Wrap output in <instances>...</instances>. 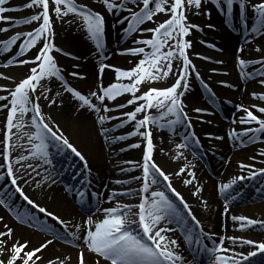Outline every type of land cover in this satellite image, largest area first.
Instances as JSON below:
<instances>
[{"label": "bare ground", "instance_id": "1", "mask_svg": "<svg viewBox=\"0 0 264 264\" xmlns=\"http://www.w3.org/2000/svg\"><path fill=\"white\" fill-rule=\"evenodd\" d=\"M73 2L103 16L104 32L101 37L103 54L96 53L98 48L90 38L83 18L73 13H68L64 18H58L54 23L51 22L50 33L44 34L34 46L21 53L20 46L24 42V34L34 31L42 22L39 20L25 24L23 21L35 15L38 8L36 6L27 8L26 4L29 0H8L5 5L0 6L15 9L4 12L2 15L11 18L12 21H20L19 24L0 23V28L8 29L7 32H0V96H7L10 100V91L20 81L31 75L33 67L39 69L36 58L46 40V43H49L54 50L49 52V55L53 57L55 66L59 69V76H48L40 81L46 83L47 92L38 97V102L34 104L39 105L44 123L56 135L71 141L72 147L85 159L88 173L86 187L82 185L85 174L82 168L77 167L75 171L72 167H67L66 155L63 164L56 167L62 170L61 179L57 181L50 164L40 161L42 157L47 159V154L46 156L34 154V145L39 144L40 141L29 140V137H34L37 132V127L33 124L35 113L32 111L31 104L28 105L29 110L25 115H19L20 144L11 145L7 154L9 161H5L4 148L8 144L5 136L11 132L7 127L10 104L9 100H0V232L7 230L5 225L12 229L11 239L3 237L4 243L0 245V261L4 264H8L12 256L11 248L14 242L27 244L21 252L23 255L24 252L41 248L49 240L52 243L37 252L29 264H33V261L35 264H79L80 253L84 254L85 264H97V261L99 264H111L103 257L88 251L85 243L87 232L94 231L95 225L107 218L106 210L116 208L122 203L120 202L122 199L118 198L119 195L115 191L123 190L117 189L119 185L113 178L121 172L128 173L124 170L141 163L142 156L140 155L138 162L135 153H148L147 141L139 143L133 140L134 132L128 126L125 128L115 126L116 121L112 119L118 114L134 111L125 109L116 114L113 112L118 108L120 100L124 99L125 102L132 100V94L125 92L114 99L105 97L103 101L99 97L103 95L102 90L112 84L127 85L126 82L129 79L117 80L115 70L129 71L139 64L141 56L133 57L126 55V52L131 53L130 50L138 48L146 50L148 45L143 44L142 41L153 39L155 34L151 31L144 33L145 30L154 29L153 23L158 27L160 21H166L164 16L168 14L158 13L151 21H145L135 30H130V16L143 7L139 0H122V5L121 0H113L114 3L121 5L113 10L106 8L104 0H72ZM209 2H202L200 12H193V15L191 13L192 17L186 20L188 24L199 26L198 29H191L190 35L186 36L190 43V47L186 50L190 65L186 77L181 80V87L177 89L180 99L179 110L186 112L187 115L190 114L187 120L188 127L182 117L174 123L163 125L164 116L159 119L150 117L149 123L145 125L151 131L150 137L147 133L146 136L152 143L148 163H155L167 175L171 188L194 209L195 220L198 221V228L193 229L190 224L184 230L183 226H178L181 222L175 214L173 216L165 213L162 221L156 225L155 230L167 229L161 233L166 237L164 243L169 245V249L175 255L182 258L174 264H192L182 249L184 244H190V253L195 257L196 262L203 263V258L208 257L210 258L208 264H218L214 259L215 256H229L242 260L245 255L243 251L247 249L241 246L243 240L255 242V240L264 239V186L258 194H252L247 190L244 194H236L241 188L238 178L247 169V167L241 169V164L254 168V171L248 173L254 181L261 183L264 180V174L260 171L264 169V155H262L264 131H256L259 127H254L251 133L242 137V133H245L247 129L238 128L241 122L237 118L241 108L258 106L251 101L252 98H257L250 90L255 83L252 82L251 71L264 65V27L261 26L260 18L252 8L258 0H244L246 4L244 9L239 7L241 0H234L231 8L227 7L226 0ZM170 3L171 0H167L164 7L167 8ZM150 7L153 5L150 4ZM119 19L122 20L121 23ZM149 24L152 25L147 28ZM227 26L232 28V31L227 30ZM16 34H20L21 39L5 48L4 42L10 41ZM49 37L54 40L53 45L49 42ZM176 60L183 69V61L180 58ZM239 60L246 62L243 68ZM21 61L29 62L22 64ZM3 66H6V69ZM101 67L104 68L103 72H100ZM182 69L179 68L181 71ZM74 73L76 75H73ZM198 77L206 81L202 88L206 89V92L210 93L208 90L210 89L214 93V106L220 110V118L203 112L205 109L203 96L196 91L199 89L195 84V79ZM177 79H180V76L171 74L161 89L172 87ZM59 82H64L66 86H61ZM184 85L187 87L185 88ZM183 87L185 91L182 93ZM69 88L75 89V92L88 99L92 107L84 105L73 96L67 90ZM93 93L95 95H92ZM105 108L110 111H104ZM155 108L137 113L135 121L146 115L150 116ZM197 109L201 111L198 112ZM174 113L166 112V115L168 117ZM101 117H104L103 122ZM39 119L36 117L37 123ZM260 119L264 120V113H261ZM102 124H106L108 128H116L119 140L126 142L123 147H127L129 143L139 147H135L129 153L122 150H105ZM184 127L187 128L185 133L191 134L195 148H200L199 153L212 176L191 162L187 151L180 147L179 137ZM40 131L44 139L50 141V133L42 127ZM54 141L56 144L50 149L53 154L54 147L59 148L57 155L53 154V157L57 158L58 154L62 155L65 150L61 141L56 139ZM248 149L252 151L253 158L245 156L248 154ZM112 155L121 157L122 161L111 162L109 157ZM17 161L20 162L17 163ZM9 162L13 169L12 178H8V170H6ZM128 162L131 164L128 165ZM74 164H76L75 161L72 165ZM80 171L81 174L77 179L70 183V180ZM68 176L71 177L68 178ZM12 179L16 180L15 185L12 184ZM151 181L152 179H149L147 182L150 192L146 200L149 205L153 200L151 193L156 192L157 185ZM224 185L229 187L225 189ZM17 187L21 189L23 196L28 198L27 200H31L39 209H45L48 216L39 218L44 217L48 221L45 230L50 235L49 238L39 229L40 224H34L30 219L34 212L22 201L16 191ZM130 195L128 200L132 202L136 199V194ZM74 202L85 204L86 207L82 210L77 209L78 212H76L75 208H72ZM242 202L246 204L235 207ZM16 205L17 213H15ZM86 212L90 215L85 214ZM242 212L255 214L256 218H246L257 223L247 225L233 219L244 217L240 215ZM53 216L57 219H53ZM127 216L129 219L131 214L128 213ZM89 220L91 224L88 223ZM169 225L178 226V228L174 229ZM221 238H223V247L230 251L212 252V248L220 245ZM229 238L237 240L233 242ZM62 240L65 241V247L59 243ZM171 240H175L176 245H171L169 243ZM235 253L240 255H234ZM15 264H22V261L17 259Z\"/></svg>", "mask_w": 264, "mask_h": 264}, {"label": "snow or ice", "instance_id": "2", "mask_svg": "<svg viewBox=\"0 0 264 264\" xmlns=\"http://www.w3.org/2000/svg\"><path fill=\"white\" fill-rule=\"evenodd\" d=\"M7 2L8 0H0V6L5 5ZM139 2L142 3L143 7L139 12H134L130 16V30H135L138 25L143 24L145 21H151L153 19V16L158 13L168 14L170 18L163 23H160L158 27L147 30L155 34L154 39L142 41L143 44L148 45L150 48H152L153 51L151 53H146L145 58L142 59L135 68L129 71H122L119 69L115 70L117 72V80L121 78H127L129 80H132L133 82L129 85L112 84L107 89H103V95L99 97V99L103 101L105 97H107L108 99H114L116 96L127 92L133 94L134 96V100L128 101L129 104L134 103L137 100L145 101V104L137 106L133 112L125 114L129 120H135L137 113L143 112L146 109H151L153 107L165 109L169 113H174L179 110L180 99L179 95L177 94V89L181 87V80L186 77L187 70L190 65V61L185 52V50L190 47V43L185 41L183 38L190 35L191 29L199 28L198 25H191L186 23L187 18L185 16V4H187V6L189 7L194 5L196 8H199L201 6V0H171V3L167 8L164 7V5L167 3V0H139ZM217 2H219V0H217ZM52 3L56 5L55 13L57 17L66 15L68 13H75L82 16L90 38L96 43L97 48L102 47L101 37L104 32V18L102 15H100L99 13L88 11L86 7L77 8V6L72 3V0H52ZM104 4L108 10H113L122 5V0L121 5L114 3L113 0H104ZM150 4L153 5V7H150ZM233 4L234 0H226V5L228 8H231ZM60 5H64L66 9L65 12L61 11ZM33 6L41 7L42 12L36 15H32L29 19H25L23 23L30 24L32 22L39 21L42 18V24L34 31L24 34L25 39L23 44L20 46L21 53H23L25 49L34 46L44 34L50 33L51 31L49 0H29V3L26 4L27 8H33ZM239 7L241 9H244L246 7L244 0H241ZM252 8L260 18L261 26L264 27V0H258L257 3L252 5ZM14 10L15 9L0 7V23L19 24L20 21H12L11 18L4 17L2 15L4 12ZM7 31V28H0V32ZM20 39V34L12 36L10 41L4 42L5 48H7L9 44H15L16 41ZM169 41H173V43L169 44ZM165 46L169 47L170 50L162 53L161 49H163ZM50 51H52V46L49 43H44L43 48L40 50L39 55L36 58L37 61H40L39 69L33 67L31 69V75L28 78L20 81L16 85V87L10 91V100L7 96H0V100H9L10 104V111L7 117V127L9 131L16 127L17 125L14 124V118L18 113L20 116L25 115L29 110L28 105L31 104L33 105L32 111L35 113L33 124L37 127V132L34 137L30 136L29 140L40 141L39 144L34 145V154L46 156V152H44V136L40 131L42 127L44 130L50 133L54 139L62 141V143L71 148L77 156H80V153L68 143L67 139H64L62 136L56 135V133L53 132L46 123H44L43 117L40 113L39 105L34 104L30 97V93H35L36 87L42 79L52 75L59 76V69L56 68L53 57L49 55ZM130 51L131 54L136 55L144 53L145 50L144 48H138L132 49ZM177 57L182 58L183 69L180 74V79H177L176 83L172 87H169L167 89L150 88L143 95L138 97L135 96V93L139 90L137 86L145 80H155L161 78V72L163 77H167L169 72L171 71V61L173 58ZM162 61L166 65L167 71H164L161 67ZM28 62L29 61H21L22 64ZM238 62L240 63L242 68L246 64L244 60H239ZM103 70L104 68L101 67L100 72H103ZM73 75L76 74L74 73ZM184 86L187 87V85ZM67 90L71 92L72 95L77 99L82 101L84 105L92 107L89 100L86 99L83 95L73 91L71 88ZM92 95H95V93H93ZM253 95L255 96V94ZM45 98L47 99V97ZM260 99H264V96L260 97ZM53 103H55V101H53ZM121 107H124V105H121ZM95 110L99 111V109ZM240 110L246 113V117L241 118V123L255 122L259 125V128L256 129V131H264V120L258 119L255 115H253L252 111L248 110L247 108H241ZM104 111H110V109L105 108ZM196 111L199 112L201 110L197 109ZM258 111L264 113V108H259ZM36 117L40 118L38 123ZM100 119L101 122H103L104 117H101ZM112 119H115V117H113ZM150 119L151 118L146 115L143 119L138 120L136 122L137 129L144 125H147ZM132 134L135 135L136 133ZM147 135L150 137V133H147ZM5 139L7 141H10L11 137L8 136ZM120 139H123V137H120ZM10 147V143L6 144L4 152L8 153ZM132 147H139V145H132ZM151 150L152 143L149 139L148 153L145 155L144 163V176L146 180L147 177L151 175L153 170L158 173L159 176L163 177L164 180H168L167 175H165L164 172L155 163H148L151 157ZM262 155H264V153H262ZM22 159H27V157H22ZM81 159H83L82 156ZM4 160L9 161V155L6 154L4 156ZM19 162L20 161H17V163ZM246 167L249 166L244 164L240 165L241 169ZM260 171L262 174H264V169ZM8 176H13L12 164L10 162L8 163ZM238 179L243 180L245 179V177L241 176ZM151 182L157 183L156 179L154 178ZM186 183H190V181H186ZM12 184H16L15 179H12ZM168 187L171 188L170 183ZM228 187L229 185H224L225 189H227ZM148 188L149 184L145 182L143 191L147 192ZM16 191L23 196V192L19 187L16 188ZM151 196L153 197V200L150 205L147 200H145L144 203L138 205L139 226L143 230V236L152 241L151 246L144 242L143 237L133 235L128 230L129 224L136 223V221H129L127 213H124L122 209L113 208L106 210L107 218L104 219L101 223H97L95 225L94 231L89 230L87 232L85 243L87 244L88 251L95 253L99 257H103L104 260L110 261L111 264H174L175 261L181 260L182 258L178 255H175V253L169 249V245L167 243H164L166 237L162 236L161 233L167 231V229L160 228L158 230H155L156 225L159 224L165 213L175 214L176 210L165 197L164 192H152ZM24 198L26 200L28 199L26 196ZM28 203L32 204L33 202L31 200H28ZM33 207H36V205L33 204ZM187 207L188 206L185 204V208ZM39 210L41 212H45V209L43 208H40ZM53 219L57 218L53 216ZM233 219L239 220L242 222V224L246 223L247 225H253L257 223L256 221H253L246 217H234ZM193 220H195V217H193ZM88 223L91 224V220H89ZM4 227L7 230L4 232H0V245H3L4 243L3 237H8L9 239H11L12 236V229L8 228L7 225H5ZM229 239L235 242V238ZM51 243L52 241L49 240L46 244L42 245L41 248L35 249L30 252H24V254L21 255V252L27 247V244H20L19 241H16L12 245V256L8 260V264H15V261L17 259L21 260L22 264H29V262L33 260V257L36 256L37 252L41 251L42 248L47 247V245ZM169 243L171 245H176L175 240H171ZM242 243L245 245H253L261 253H264V243L257 244L256 242L249 240H243ZM211 251L227 253L230 250L223 247V238H221L220 245L212 248ZM234 255L239 256L240 254L235 253ZM256 255L257 252L252 251L247 255H244L243 260L248 261L250 257H254ZM37 259H39V257H37ZM214 259L218 262V264H242L241 260L233 259L229 256H215ZM0 264H4V262L0 261ZM33 264H35L34 261ZM79 264H85L83 253L79 254ZM97 264H99V261H97Z\"/></svg>", "mask_w": 264, "mask_h": 264}, {"label": "rangeland", "instance_id": "3", "mask_svg": "<svg viewBox=\"0 0 264 264\" xmlns=\"http://www.w3.org/2000/svg\"><path fill=\"white\" fill-rule=\"evenodd\" d=\"M209 1H211V0H201V3L202 2H204V3H206V2H208V3H210ZM214 1V0H213ZM74 3V2H73ZM76 6H77V8H81V6L80 5H78V4H76V3H74ZM120 5V4H119ZM61 6V11L62 12H65L66 11V9H65V7H64V5H60ZM55 7H56V5L55 4H53L52 3V0H49V17H50V20H51V22L52 23H54V22H56L57 21V19L58 18H64V17H66L67 16V14L66 15H62V16H60V17H57V15H56V13H55ZM62 7H63V9H62ZM38 9L36 10V12H35V15L36 14H39L40 12H42V8L41 7H37ZM200 7L199 8H196L194 5L193 6H191V7H189V6H187V4H185V16H186V18H187V20L190 18V17H192V15H193V12H196V13H199L200 12ZM191 13H192V15H191ZM73 14H75V13H73ZM77 15V14H76ZM78 17H80V18H82V16H80V15H77ZM169 16V15H168ZM167 15H165L164 16V18H165V20H167V19H169L170 17H168ZM41 21H42V18H41ZM119 22L121 23V20L119 19ZM160 23H163V22H161L160 21ZM160 23H158V25L160 24ZM40 25L42 24V22L41 23H39ZM152 24H149V26L147 27V28H149L150 26H151ZM153 25H154V28H156L157 27V25L156 24H154L153 23ZM146 28V29H147ZM227 30H230V31H232V28H229L228 26H227ZM144 33H150V31H146L145 30V32ZM155 38V37H154ZM153 38V39H154ZM46 39H47V37H46ZM185 41H187V42H189L188 41V39L186 38V37H184L183 38ZM49 42L53 45V42H54V40L53 39H51L50 37H49ZM45 43H46V40H45ZM57 43V42H56ZM171 43H173V41H169V44H171ZM149 47V46H148ZM147 47V49L144 51V53H140V54H136V55H133V54H131L130 52H126V55H132L133 57H136V56H141V60L142 59H144L145 58V54L146 53H151L153 50H152V48H148ZM96 48V47H95ZM100 48H98V49H96V53H100V51H101V49L99 50ZM188 49V48H187ZM186 49V50H187ZM55 50H56V48H55ZM168 50H170L169 49V47H167V46H165L163 49H161V52L163 53V52H167ZM186 50H185V52H186ZM51 52V51H50ZM52 52H54V50L52 49ZM100 54H102V53H100ZM178 58V57H177ZM181 60H182V58H180ZM140 60V61H141ZM183 61V60H182ZM39 63H40V61H38V65H39ZM171 65H172V67H171V71L169 72V74H168V76L167 77H163L162 76V72L160 73V76H161V78H158V79H155V80H145L144 82H142L140 85H138L137 87H138V91L135 93V96L136 97H138V96H141V95H143L145 92H147L150 88H152V89H161L162 87H164V85H165V83H166V80L168 79V77L171 75V74H176L177 76H180V74H181V70H179V68L180 69H182L181 67H180V65H179V63H178V61L176 60V58H173L172 59V61H171ZM4 67V69H6V66H3ZM161 67L163 68V70L164 71H167V67H166V65L164 64V62L162 61L161 62ZM179 67V68H178ZM264 68V65H261V66H258V67H256V68H254L252 71H251V73H252V82H255L254 83V85H252V87L250 88V90L252 91V93L253 94H255V97L257 98V99H254V98H252V102L253 103H255L256 105H258V106H260V107H264V99H260V97H262V96H264V94H262V92H264V73H262V69ZM48 77V76H47ZM133 81L132 80H128L127 82H126V84L127 85H129V84H131ZM60 84H61V86H63L64 85V87L66 86V84L63 82V83H61V82H59ZM204 83H206V81L204 80V79H202V78H200V77H198L197 79H195V84H196V86H198V88L199 89H196V91H198L202 96H203V100H204V107H205V109L203 110V111H205V112H207V113H209V115H212L213 117H216L215 115L217 114V109H218V107H216L215 108V106H214V93L212 92V90H210V89H208L209 87H207V89L210 91V93L207 91L206 92V89H204V88H202L203 87V84ZM68 87H69V85H68ZM68 87H66V88H68ZM73 91H75V89L73 90ZM46 92H47V86H46V83L44 82V81H42V82H40L38 85H37V87H36V91H35V95H31V93H30V97H31V99H32V101L35 103L36 101L38 102V97L40 98L41 96H43V95H45L46 94ZM32 96H35V97H33L32 98ZM37 99V100H36ZM132 100H134V96H133V94H132ZM146 102L145 101H143V100H137V101H135L134 103H131V104H129L128 103V101L127 102H125V100L124 99H122V100H120L119 101V106H121V105H126L127 106V108H125V109H132V110H135V108L137 107V106H139V105H143V104H145ZM133 106H134V108H133ZM258 106H246L245 108H247L248 110H250V111H252V113H253V115H255L258 119H260V116H261V112H259L258 111V109H259V107ZM131 110V111H132ZM179 111V110H178ZM153 112V114H151L152 116L151 117H154L155 119H159V115H161L163 112H164V110H162L161 108H155L154 109V111H152ZM179 113H180V111H179ZM239 115V119L241 120V118L242 117H246V113L245 112H243V111H241L240 112V114H238ZM165 118H164V121L162 122V124L163 125H168L169 124V122L170 121H174V119L173 118H171V117H166V115L164 116ZM115 118H116V121H117V123H118V125H123L124 123H125V121L126 120H128V117L125 115V114H123V113H121V114H118V115H116L115 116ZM141 119H143V118H140V119H137L136 121H134V124H133V121H132V123L130 124V125H128V127H129V129L130 130H132L134 133H136L135 135H133V138H134V136H135V138L133 139V140H135V141H138L139 143H142L144 140H145V135H146V133H150L151 131L150 130H144L143 129V126L142 127H140L139 129H137V127H136V122L138 121V120H141ZM14 124H16L17 126L16 127H14L12 130H11V132H10V134H8V136H10L11 137V140L10 141H8V143H10L11 145H16L17 143H19L20 144V142H19V139H20V126H19V124H20V120H19V114H17V116L15 117V119H14ZM255 125H257L255 122H252V123H242L241 125H239V127H241V128H245V129H247V130H251V129H253L254 128V126ZM126 126H124V128H125ZM102 129L106 132L105 134H103V140L105 141V143H107V144H105V150H109V149H120L121 147H122V149H124V150H127L126 148H123V144H126V142L125 141H121V142H116V136H117V134H116V130H112V129H110V130H108V127L107 126H105V125H103V127H102ZM127 131V130H126ZM128 132V131H127ZM124 133H126V132H124ZM49 138H50V142H48V140H45L44 139V143L46 144L45 145V148H44V152H46V154L47 153H50V147H51V145H53V144H55V139L52 137V136H49ZM109 140H111V145H110V142H109ZM7 141V140H6ZM67 141H69V143L71 142L70 140H67ZM183 140H180L179 141V145H181L182 147H184L183 146ZM116 143V144H115ZM71 144V143H70ZM72 145V144H71ZM132 145H134L133 143H129V145H128V148H131V149H129L128 150V152L127 153H129V152H132V150L133 149H135V147H132ZM136 145V144H135ZM50 146V147H49ZM185 148V147H184ZM187 150H189V151H187L188 152V158H189V160L191 161V162H193V163H195V164H199V165H201L202 167H203V165H202V161H200V159L199 158H196V157H194L193 155H191V151L192 150H190V147H188V148H186ZM9 152V151H8ZM6 154H8V153H6ZM136 154V156H137V159H139V157H140V153L139 152H137V153H135ZM197 157H198V154H195ZM245 156H248V157H250V158H253L254 156H253V153H252V151L251 150H249L248 149V154H245ZM47 159L45 158V157H42V158H40V161H46L47 163H49L50 164V167L52 168V171L54 172V174H55V177H56V180H58V177H57V173H59V171L60 170H58L57 168H56V166H57V164L56 163H54V161L52 160V158L50 157V154H48L47 156ZM34 160H35V156H34ZM109 160L111 161V162H115V161H119V162H121L122 161V159H121V157H118L117 155L115 156V155H112L111 157H109ZM139 165H141V164H139ZM7 170H8V166H7ZM129 174H130V176H131V178H125L126 176H128V173H119V175H116L114 178H113V180H115L117 183H119V182H121V181H127V180H131V182L132 181H135V180H138L139 178H140V176H141V169L139 168V167H136V166H132V169H130V172H129ZM156 179V181H157V185H156V192L157 191H162V192H164V194H165V191L163 190V188L160 186V185H162L163 184V182H162V177H160L154 170L152 171V173H151V175L147 178V179ZM164 185V184H163ZM258 186L256 185H252V187H251V189H252V191H254V189H256V191L258 190V188H257ZM135 189L137 190V191H139V188L138 187H135ZM146 194H148L149 192L147 191V192H145ZM146 194H145V197L144 198H146ZM137 196V198H138V195H136ZM167 199H168V201L174 206V208H175V210L176 211H180L181 209L180 208H178V206H177V204H176V201L174 200V198L172 197V196H170V195H167V196H165ZM153 198V197H152ZM125 201L127 202V200L126 199H124V202L121 200L120 202H122L121 203V208H123L124 206H125ZM129 201V200H128ZM136 202H137V199H136ZM136 202L134 201V202H131L130 201V203L132 204V205H135L136 206ZM37 207V206H36ZM72 208H76V205L75 204H72ZM120 208V209H121ZM32 211V210H31ZM128 212H131L132 213V215H131V217H130V220L129 221H132V220H135L136 221V223H130L129 224V226H128V228H129V231L132 233V234H134V235H136V236H138V237H140V235H137L136 233H133V231H131V229H132V227H136V224H138V221H139V216L137 215V209H129V210H127ZM191 211V210H190ZM123 212H126V211H124L123 210ZM192 212V211H191ZM38 213V212H37ZM193 213V212H192ZM90 214V213H89ZM179 214V213H178ZM241 216H244V217H251V218H256V216H255V214H253V213H251V212H246V213H244V212H242L241 214H240ZM38 216V215H37ZM163 219V218H162ZM172 227V226H171ZM173 228V227H172ZM45 236L47 237V238H49V236L47 235V234H45ZM141 237H143V239H144V242L145 243H149L148 242V239H147V237H144V236H141ZM146 239H147V242H146ZM259 243H264V239H259V241H258V244ZM60 244L62 245V246H64V243H61L60 242ZM188 247H190V245L188 246ZM183 249V248H182ZM245 254H248V253H250L249 251L247 252H244ZM210 261H209V258L208 257H204V262H203V264H208ZM248 262V264H264V253H260V252H257V255L256 256H254V257H250L249 258V260L247 261Z\"/></svg>", "mask_w": 264, "mask_h": 264}]
</instances>
